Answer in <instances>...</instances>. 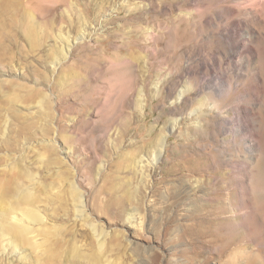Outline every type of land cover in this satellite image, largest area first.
Returning <instances> with one entry per match:
<instances>
[{
  "label": "rangeland",
  "instance_id": "rangeland-1",
  "mask_svg": "<svg viewBox=\"0 0 264 264\" xmlns=\"http://www.w3.org/2000/svg\"><path fill=\"white\" fill-rule=\"evenodd\" d=\"M224 8L0 0V264H94L90 224L108 234L102 264H264V6L255 57L219 95L208 80L220 63L208 59L232 20L219 21ZM238 103L259 138L255 160L240 137L224 138L220 115ZM26 191L44 218L30 224L34 244L10 227L25 219L10 210Z\"/></svg>",
  "mask_w": 264,
  "mask_h": 264
},
{
  "label": "bare ground",
  "instance_id": "bare-ground-1",
  "mask_svg": "<svg viewBox=\"0 0 264 264\" xmlns=\"http://www.w3.org/2000/svg\"><path fill=\"white\" fill-rule=\"evenodd\" d=\"M230 3H231V8H227V9L224 8L225 10L222 11L221 16H219L220 17L219 21L222 20L223 17L224 18L226 17V19H228V20H230V18H231L232 20H231V22H229V21L226 22V24H224L223 28L218 30V31H220L219 32L220 38H218L217 42H216L219 45L218 51L216 53L218 55V58L216 57V54H215V56L213 54H212V56H210L209 54L206 53L209 48L207 50H205L206 46H208V44H210V42L212 43V41H215L211 36L210 37L208 36L209 38L207 39L208 41L205 43V45L202 44L203 46L202 47L200 46L201 47L200 49L204 52V55H201L202 53H200V51L198 54L201 56L200 58H202V60L204 58H207L210 56V58L208 59L209 62H211V61L215 62L217 68H218V63H220V65H219L220 67L218 68V70H215L214 68L212 69L213 79L208 80L209 81L208 88L213 90V91L215 90V91L219 92V95L224 92L226 86H230V87L234 88L235 84L233 81L236 78H239L240 76H242V74L246 72V70L244 72V68H245L247 62L249 63L250 60H252L255 57L256 51L254 52V47L252 45L255 43V41L257 42V40L260 38V36H262L261 33L259 32V31H261V28L258 30L257 25L260 23L263 24V22H261L262 18L260 16L261 15L260 11L262 10V7L264 6V0H230ZM222 42L225 43L226 46L228 45L230 47L229 53H227L226 56H225L226 53L224 54V52H223L224 50L222 51V49L220 47V43L222 44ZM219 57L220 58L224 57L225 62L222 63V60ZM258 58H259V54H258ZM201 65H202V71H204V70L207 71V69L209 68L208 62L206 63L203 61V63ZM254 76H256V75H254ZM244 104H245V101H244ZM244 104L240 105V103H238L236 107L231 109V111H227L226 114L220 115L222 122L225 126L224 138L226 141L227 139H230V137H232V136L233 137H240L241 140L245 142V147L247 148L248 154H246V156L249 155V158L251 160H255L258 158V155H259L258 152L260 151L259 145H258L259 138L257 137L255 130L251 127V124H250L251 120L249 119V116L246 114L248 111V107L246 106L247 104L246 105H244ZM22 174H23V172H22ZM16 187H17V185H16ZM69 188H70V190L74 196V199L76 201L78 214H80L81 216L84 215L85 208H84V198H83L82 193L79 191L78 187L76 186V184L73 181L69 183ZM14 197H15V200H14ZM9 199L11 200V197ZM12 199L14 200V202L16 200L17 201L13 204L12 203L13 200H11L13 207L11 208L10 212L13 213V212H15L16 209H19V210L25 209V213H26L24 216L25 219L15 220L14 222H12V224L10 226L12 229L11 231L14 232L17 239L13 238V237L12 238L17 240V241L20 240L21 242H27L28 244H34L35 239H37L39 236H38V232L36 230H34V228L30 224L34 223V222L40 223V224L44 223V218L39 213V211L31 209L32 208L31 203L33 202L32 204H34L35 199L32 198V194L30 191L21 192L19 194L18 199H16V196L13 195ZM32 199H33V201H32ZM7 202H9V201H7ZM11 203L9 205H11ZM35 205H37V204H35ZM11 213H10V217H11ZM12 216H15V215H12ZM6 219H7V217H6ZM136 222L137 221H136L135 215L130 214L129 223L132 226H137ZM1 224H2V222H1ZM1 227H2V225H1ZM5 227L6 226H4V228ZM52 229H53V231L51 233H48L49 236L58 235L59 229L55 226ZM90 229L92 230L94 236L98 238L99 248L97 247L98 249L96 252L97 253L96 256L93 255L90 258L87 257L88 259L83 257V259L84 258H85V260L87 259L88 262L93 261L94 264H102V263H104V260H105L104 259L103 246L105 243L106 235H108V234L105 233L103 230L99 231L98 226H96L95 224H90ZM46 230H44V231L42 230V232H47ZM60 234H62V233H60ZM38 240H36V241H38ZM71 248H74V247L72 246ZM47 249H48V247H47ZM75 251H77L76 252L77 254H78V252H80L79 250H74L73 253H75ZM67 256H68V254H67ZM76 256L79 257L78 259L81 258V260H83L82 256H85V254H82V256H81V253H80L81 257L79 255H76ZM76 256H74V258ZM52 257L54 258V260H58L59 263L62 261L61 259H64L63 256L60 257L58 253H53L50 258H52ZM72 259H73V256H72Z\"/></svg>",
  "mask_w": 264,
  "mask_h": 264
}]
</instances>
